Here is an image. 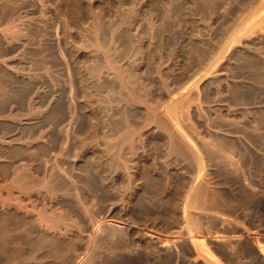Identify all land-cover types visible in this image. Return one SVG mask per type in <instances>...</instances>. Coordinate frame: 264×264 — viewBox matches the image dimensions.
Returning <instances> with one entry per match:
<instances>
[{"label":"rangeland","instance_id":"374dc122","mask_svg":"<svg viewBox=\"0 0 264 264\" xmlns=\"http://www.w3.org/2000/svg\"><path fill=\"white\" fill-rule=\"evenodd\" d=\"M4 3L8 18L6 20L2 18ZM169 6L170 8H168ZM3 25H9V28L3 27ZM95 26L99 35L94 34L96 33ZM130 27L132 28L130 29ZM4 28L6 29L4 30ZM151 31L154 35H151ZM17 35L20 37L19 40L16 39ZM97 35L100 40L95 42L98 40L95 38ZM11 36L15 37L14 40H11ZM196 38L198 39L196 40ZM114 40L117 44L114 45L115 47L112 45L115 44ZM130 40L132 42L129 43ZM0 41V167L5 161V164L11 166V180L13 173H16L17 169L15 168L23 169L25 165H31L22 170H28L23 173L30 177H24L26 196L24 194L25 197L22 196V201L29 204H24L29 210H25L23 204L20 208L17 204L15 205L18 202L14 200V194L15 197L18 195L16 190L13 191V195L11 194V201L8 200V202H12L13 198L15 203L12 202L13 204H7L4 207L0 203L2 217L4 215L7 217L4 219L8 222H6L7 227L15 228V230L12 229L11 240L5 245V249L1 250L0 264H15L16 262L22 264L20 255L26 254L32 248L27 243L18 246L16 242L17 240L26 241L37 232L47 238H52L55 241V246L48 250L47 244H44L47 253L43 255L41 251L35 250L34 259L36 261H32V264H115L117 260H119V264H264V0H0ZM109 41L114 42L110 44ZM99 43L103 46H101L102 50L98 49L100 46L97 44ZM183 45L186 47L184 48ZM108 48H111L109 53L113 50L110 56H114L115 51L122 50V52L120 51L122 54L117 51L118 54L115 52V57L112 56V59L115 58L114 62L120 63L122 59H126L121 63L122 66L125 64L123 67L114 63L115 70L118 68L128 70L126 71L129 75L128 79L130 78L133 84L145 85V88L144 85L137 88L135 85L127 84L128 91L133 87V90L139 94L142 88L146 89L140 94L143 102L140 101L141 99L136 100L143 106L135 101H126L129 100L128 96L126 97L128 99L123 98L125 101L122 99L125 94L124 90L121 85L117 86L119 81L113 80L114 75L110 77V74H113L115 70L113 66L111 67L112 71L105 64L106 58L104 59V57L109 54L106 52L109 50ZM157 48L160 49L157 50ZM25 49L29 53L27 50L24 51ZM37 49L41 51L39 53L40 55L42 53L43 57L42 55L38 57ZM216 51H218L217 54ZM160 52L162 53L160 54ZM212 53H215L216 62L215 67L209 68L214 63L210 60L215 58ZM119 54L121 58L118 56ZM159 55L164 59L163 62H160ZM117 57L120 59L116 60ZM127 57L130 58L132 64ZM157 63L160 64L157 65ZM209 64L211 65L208 66ZM105 65L109 69H102ZM45 67L48 69V73ZM158 69H162L163 72ZM109 70H111L110 74ZM157 72L163 74L161 73L159 76ZM193 72L199 76L202 74L201 78L197 75L199 81L195 78L196 75L193 76ZM9 74L10 76H8ZM2 76H5L6 81ZM162 76L167 79H163ZM190 78H192L191 82ZM182 82L183 84L187 83L189 88L194 85L191 87L194 89L197 84L198 92L191 88L186 91V85L180 87ZM71 83L75 86L73 85V87ZM98 83L109 87L105 86L104 88H107L104 89ZM162 83L164 86L170 83L169 86L172 84L173 87H166V89ZM162 88L167 90L168 93L163 89L166 95ZM128 91L126 90V93ZM143 92L146 93L144 95L149 103L153 104L151 107L153 110L161 103L165 106L160 105L164 111L167 108L165 104H170L168 103L170 101L174 105L177 103L176 107L180 105V102H183L181 104H184V107H180L182 112H180V108L175 110L183 114V116H181L182 114L179 116L184 117V121L178 124L181 119L178 114L175 116L179 119L173 120L176 117L172 110L169 115L166 111L162 112L157 108L155 111H160V114L154 116L156 112L150 111V116V105L146 99L147 102H145ZM176 92L184 94L182 96V93L176 94ZM178 95H181V98ZM39 97L41 99H38ZM72 97H75L74 100L71 99ZM17 101L20 103L17 104ZM58 101L62 103L60 104ZM163 101L165 102L163 103ZM172 102L170 106L173 104ZM87 105L89 109L86 108ZM147 105L149 106L145 109ZM156 105L158 106L156 107ZM16 108L18 110H15ZM143 108L148 110L149 114ZM69 109L74 111H69ZM90 109L93 112L89 111ZM47 110L54 112L47 114ZM98 112V116L96 115L97 117L95 116L96 118L94 117L95 120H93V114ZM104 113L108 114V117ZM15 114L17 116H14ZM124 114L128 115L125 116V118L128 117L126 120L129 119L127 122L124 119ZM163 114L164 116L168 114V121L171 119L176 121L175 123L172 121L171 125L170 122L169 125L167 124L171 128L170 132L173 131L174 134L172 132V134H166L161 127H156L157 124L153 118H157L158 115V117L162 116L163 119H166L167 117H163ZM121 115L123 116L121 117ZM53 116H56V119ZM148 116L153 117L151 118V121L154 122H152L153 126L149 125L151 121H147ZM105 118H108L109 121L106 119L104 123ZM142 121L148 124L145 123V125ZM168 121L165 120V123ZM192 122L196 123L197 129L194 127V132L191 131L193 130ZM7 123L9 127L11 126L10 129ZM142 123L146 128L149 125L150 130L143 131L146 128L144 125L142 126ZM174 124L182 125V129H180L185 128L184 132L178 128V125L172 127ZM138 127L142 128L141 131ZM176 127L180 130H178L179 134L181 132L182 135L185 133L187 135L179 137V134L174 132ZM94 128L95 130H93ZM107 128H110L112 133L110 131V133H104ZM126 128L128 129L126 130ZM173 128L175 129L173 130ZM136 129H138L137 133L132 134L135 136L132 138L129 131L135 133ZM196 131L199 132L197 135ZM119 132L121 133L120 137L118 135L115 138ZM124 132L135 141H129V136L126 134H124L126 138L121 137ZM170 135H178L179 141L176 139L177 142H180L179 138L182 141L187 136L186 138L192 139L190 140L193 143L188 141L193 146L186 145L189 142L184 139L186 141L181 142L183 154L178 148V153L181 154L177 155L174 150L177 147H172L170 144L172 142H168ZM57 138L58 140H56ZM23 140L30 142V145L26 141L23 143ZM118 140L121 146L120 143L117 145ZM82 141L86 143H82ZM127 141L131 143H127ZM65 142L66 144H64ZM42 144L48 146L49 149L51 147V150L50 153H47L48 156L38 157L41 158V161L36 158L34 159L36 162L33 160L34 162L30 163L18 152L25 147L43 146ZM106 144L115 150L112 149L110 152L111 149L109 150ZM130 144L135 145L131 147L134 149H129ZM178 144L180 145V143ZM82 145L86 148L85 150L82 148L83 155L80 154L79 158H75V154H69L66 151L69 148L81 151ZM116 145L119 147H117L119 155L116 153ZM168 147L172 148L168 150ZM125 148L128 150L125 151ZM113 152L115 156H113ZM58 153L60 157L57 155ZM109 153H111V157ZM52 154L57 156V159ZM98 154L100 155L98 156ZM106 155L108 156L106 157ZM69 157H74L75 160ZM113 157L117 162L119 161L115 168L108 166ZM21 160L23 161L21 162ZM29 169L33 171L31 172ZM73 169L75 170L73 171ZM51 170L54 171L51 172ZM61 170L66 172L62 173ZM29 172L31 173L29 174ZM109 172L115 174H109ZM66 173H68L67 176ZM90 173L101 180L99 188H93L90 185L88 179ZM56 177L67 179L69 189L58 187L55 190L52 188ZM45 178L50 183L45 181ZM0 179L1 184L3 180L1 177ZM32 181L35 188L42 185L41 182L47 183H43L42 188L40 186L37 191L34 190V186L30 185L33 184ZM28 187L32 190L26 189ZM83 188H89L88 192L83 193ZM188 188L189 190H187ZM66 190L70 191L69 194ZM78 192L81 196L77 195ZM79 197L82 200H78L81 199ZM53 198L59 202H54ZM16 199L18 200V197ZM50 199L52 201H49ZM32 203L33 205L37 204L32 206ZM36 205L37 211H34ZM31 208L33 211L30 210ZM60 209H63L62 212ZM7 211L11 215L15 213V216L25 217L28 223L20 224L19 222L18 224L19 218H15L13 215L12 218L8 217ZM29 212L33 214H30V217L28 216ZM63 215L65 218L62 217ZM51 219L52 222H50ZM37 253L38 255H36ZM14 254L15 257L17 256L15 261H9V258ZM40 256L43 259H40ZM94 261L96 262L94 263Z\"/></svg>","mask_w":264,"mask_h":264},{"label":"bare ground","instance_id":"6f19581e","mask_svg":"<svg viewBox=\"0 0 264 264\" xmlns=\"http://www.w3.org/2000/svg\"><path fill=\"white\" fill-rule=\"evenodd\" d=\"M170 1H171V0H170ZM5 2H6V1H5ZM142 2H143V1H142ZM176 2H177V1H176ZM21 3H23V2H21ZM137 3H138V2H137ZM178 3H179V2H178ZM173 4H174V3H173ZM137 5H138V4H137ZM167 5H168V3L166 4V6H167ZM169 5H170V3H169ZM2 6L4 7V11L2 12V14H3L2 18L6 20V19H8V18H7V10L5 9V8H6L5 3H4V5H2ZM13 6H15V5H13ZM139 6H140V5H139ZM161 6H162V5H161ZM162 7H164V6H162ZM168 8H170V6H169ZM178 8H179V7H178ZM197 8H198V7H197ZM176 9H177V8H176ZM171 10H172V9H171ZM166 11H168V10H166ZM166 11H165V12H166ZM169 11H170V10H169ZM184 11H185V10H184ZM8 12H9V11H8ZM165 12H164V14H165ZM136 14H138V13H136ZM162 14H163V13H162ZM168 14H169V13H168ZM168 14H167V15H168ZM184 14H185V13H184ZM8 15H9V14H8ZM131 15H133V14H131ZM135 16H136V15H135ZM137 16H138V15H137ZM165 16H166V15H165ZM174 16H175V15H174ZM19 17H20V16H19ZM12 18H14V17H12ZM14 19H15V18H14ZM23 19H24V18H23ZM184 19H185V18H184ZM152 20H153V19H152ZM154 20H156V19H154ZM165 20H166V19H165ZM198 20H199V19H198ZM191 21H192V20H191ZM11 22H13V21H11ZM174 22H175V21H174ZM198 22H199V21H198ZM5 23H6V22H5ZM9 23H10V22H9ZM14 23L17 24L16 22H14ZM14 23H13V25H14ZM154 23H155V21H154ZM157 23H158V22H157ZM194 23H195V22H194ZM1 24H2V23H1ZM64 24H65V23H64ZM178 24H179V23H178ZM192 24H193V22H192ZM192 24H191V25H192ZM195 24H196V23H195ZM94 25H96V24H94ZM185 25H186V24H185ZM193 25H194V24H193ZM4 26H5V25H3V27H4ZM6 26H7V25H6ZM6 26H5V27H6ZM11 26H12V25H11ZM96 26H97V25H96ZM96 26H95L96 31H95V29H94V31H95L96 33H94V34H98V35H99V31L97 30ZM129 26H130V25H129ZM131 26L133 27V25H131ZM149 26H150V24H149ZM152 26H153V25H152ZM157 26H158V25H156V27H157ZM173 26H174V25H173ZM179 26H180V25H179ZM179 26H177V27H179ZM196 26H197V25H196ZM198 26H199V25H198ZM3 27H2V28H3ZM19 27H21V26H19ZM19 27H18V28H19ZM22 27H23V26H22ZM98 27H99V25H98ZM132 27H130V29H131ZM158 27H159V26H158ZM7 28H9V25L7 26ZM142 28H143V27H142ZM169 28H170V27H169ZM184 28H185V27H184ZM191 28H192V27H191ZM5 29H6V28H4V30H5ZM11 29H12V27H11ZM11 29H7V30H8V31H9V30L12 31ZM100 29H101V28H100ZM150 29H151V28H150ZM174 29H175V28H174ZM196 29H197V28H196ZM198 29H199V27H198ZM7 30H6V31H7ZM68 30H69V29H68ZM133 30H135V29H133ZM133 30H132V31H133ZM147 30H148V29H147ZM153 30H155V29H153ZM18 31H19V30H18ZM65 31H66V30H65ZM195 31H196V30H195ZM197 31H198V30H197ZM3 32H4V31H3ZM16 32H17V31H16ZM19 32H20V31H19ZM32 32H34V31H32ZM100 32H101V31H100ZM134 32H135V31H134ZM184 32H185V31H184ZM187 32H188V31H187ZM198 32H201V31H198ZM5 33H7V32H5ZM157 33H158V32H157ZM190 33H191V32H190ZM193 33H194V32H193ZM193 33H192V34H193ZM11 34H12V32H11ZM66 34H67V33H66ZM125 34H126V33H125ZM152 34H153V32L151 31V35H152ZM197 34H198V33H197ZM197 34H196V35H197ZM200 34H201V33H200ZM9 35H10V34H9ZM9 35H8V37H9ZM36 35H37V34H36ZM98 35H97L95 38H97ZM127 35H129V34L127 33ZM142 35H143V34H142ZM153 35H154V34H153ZM163 35H164V34H163ZM14 36H15V35H14ZM17 36H18V35H17ZM24 36H25V33H24ZM172 36H173V35H172ZM188 36H190V35H188ZM191 36H192V35H191ZM193 36H194V34H193ZM197 36H198V35H197ZM11 37H12V36H11ZM35 37H36V36H35ZM40 37H41V36H40ZM112 37H113V36H112ZM128 37H129V36H128ZM151 37H152V36H151ZM168 37H169V36H168ZM184 37H185V36H184ZM13 38H15V37H12L11 40H14ZM19 38H20V37L18 36V38H16V39L19 40ZM125 38H126V37H125ZM130 38H131V37H130ZM162 38H163V37H162ZM97 39H98V38H97ZM111 39H112V38H111ZM111 39H110V40H111ZM126 39H127V38H126ZM163 39H164V38H163ZM192 39H193V38H192ZM194 39H195V38H194ZM197 39H198V38H196V40H197ZM32 40H33V39H32ZM99 40H100V39H98L97 41L95 40V42H98ZM115 40H116V39H115ZM115 40H114V41H115ZM128 40H129V39H128ZM8 41H9V40H8ZM15 41H16V40H15ZM65 41H66V40H65ZM111 41H112V40H111ZM111 41H109L110 44H112V43L114 42V41H113V42H111ZM126 41H127V40H126ZM153 41H154V40H153ZM0 42H1V41H0ZM13 42H14V41H13ZM69 42H70V41H69ZM118 42H119V41H118ZM130 42H132V40H130L129 43H130ZM211 42H212V41H211ZM39 43H40V42H39ZM124 43H125V42H124ZM163 43H164V41H163ZM186 43H187V42H186ZM7 44H8V43H7ZM11 44H12V43H11ZM214 44H215V42H214ZM216 44H217V43H216ZM9 45H10V44H9ZM13 45H14V44H13ZM98 45L100 46L99 48L97 47ZM112 45H113V46H114V45L116 46V45H117V44H116V41H115V44H112ZM160 45H161V44H160ZM160 45H159V46H160ZM163 45H164V44H163ZM166 45H167V43H166ZM166 45H165V46H166ZM6 46H8V45H6ZM37 46H38V45H37ZM95 46H96V45H95ZM97 46H96V47H97L98 49H100L101 46H102V44L99 43V44H97ZM115 46H114V47H115ZM187 46H188V45H187ZM102 47H103V46H102ZM183 47H184V45H183ZM185 47H186V46H185ZM185 47H184V48H185ZM23 48H24V47H23ZM111 48H112V47H111ZM111 48H108L109 50H107L106 52L110 51ZM28 49H29V48H28ZM46 49H47V48H46ZM46 49H45V50H46ZM102 49H103V48H101V50H102ZM112 49H113V48H112ZM117 49H118V47H117ZM153 49H154V48H153ZM158 49H160V48H157V50H158ZM178 49H179V48H178ZM2 50H3V48H2ZM22 50H23V49H22ZM26 50H27V49H25L24 51H26ZM35 50H36V49H35ZM105 50H106V49H105ZM157 50H156V51H157ZM172 50H173V49H172ZM175 50H176V49H175ZM209 50H210V49H209ZM211 50H212V49H211ZM5 51H6V50H5ZM27 51H28V50H27ZM32 51H33V49H32ZM37 51H38V49H37ZM42 51H43V50H42ZM112 51H113V50H111V52H112ZM117 51H118V50H117ZM117 51H115V52H117ZM120 51L122 52V50H120ZM120 51H118V52H120ZM154 51H155V49H154ZM162 51H163V50H162ZM17 52H18V51H17ZM39 52H41V51H38V53H39ZM45 52H46V51H45ZM102 52H103V51H102ZM111 52H110V53L108 52L109 54H106L105 52H103L104 54H106V57H104V59L106 58V59H105V60H106V61H105L106 63H105V62H104V63L107 64V65L110 67V69H111L112 71H113V69L111 68L112 66H113V68H114L116 65H118V64H120V66L118 65L119 67H123V66H125V64L122 66L121 63H123L124 60H126V59H124V60L122 59L123 61L121 60L122 62H121V61H120V63L117 62V63H118V64H117L116 61L114 62V59H115V58L112 59V56H113V55L110 56V54H112ZM115 52H114V56H113V57H115ZM118 52H117V54H118ZM121 52H120V53H121ZM189 52H190V50H189ZM13 53H14V52H13ZM21 53H24V52H21ZM28 53H29V51H28ZM34 53H35V52H34ZM34 53H33V55H34ZM36 53H37V52H36ZM38 53H37V54H38ZM156 53H157V52H156ZM156 53H155V54H156ZM161 53H162V52H160V54H161ZM187 53H188V52H187ZM215 53L217 54L218 51H216ZM215 53H214V54L212 53V54L215 56ZM25 54H26V52H25ZM43 54H44V53H43ZM121 54H122V53H121ZM155 54H154V55H155ZM158 54H159V51H158ZM10 55H11V54H10ZM35 55H36V54H35ZM41 55H42V53H41ZM41 55H40V53H39L38 57H39V56L41 57ZM45 55H47V53H45ZM194 55H195V53H194ZM2 56H3V55H2ZM7 56H8V55H7ZM15 56H16V55H15ZM51 56H53V55L51 54ZM104 56H105V55H104ZM118 56H120V54H119ZM155 56H156V55H155ZM42 57H43V55H42ZM45 57H46V56H45ZM125 57H126V56H125ZM129 57H130V55H129ZM158 57H161V55H159ZM163 57H164V56H163ZM197 57H198V56H197ZM210 57H211V56H210ZM217 57H218V56H217ZM1 58H2V57H1ZM50 58H51V57H50ZM120 58H121V56H120ZM120 58L117 57L116 60H119ZM123 58H124V56H123ZM153 58H154V56H153ZM164 58H165V57H164ZM10 59H11V57H10ZM22 59H23V58H22ZM24 59H25V58H24ZM42 59H43V58H42ZM104 59H103V61H104ZM127 59H128V61L130 62V58L127 57ZM159 59H160V58H159ZM211 59H212V58H211ZM215 59H216V56H215L214 60H213V59L210 60V61H212V63H213V61H214V63L212 64L213 66H212L211 64H209L208 66L211 65L209 68H211V67H215V66H214V65H215V62H216ZM43 60H44V59H43ZM162 60H164V59H162V57H161L160 62H163ZM197 60H198V59H197ZM17 61H18V60H17ZM132 61H133V59H132ZM158 61H159V60H158ZM190 61H191V60H190ZM208 61H209V60H208ZM6 62H7V61H6ZM35 62H36V61H35ZM164 62H166V61H164ZM114 63H115L116 65H115ZM127 63H128V62H127ZM166 63H167V62H166ZM9 64H10V63H9ZM9 64H8V65H9ZM41 64H42V63H41ZM48 64H49V63H48ZM113 64H114V65H113ZM130 64H132V62H130ZM150 64H151V63H150ZM154 64H155V63H154ZM159 64H160V63H159ZM159 64L157 63V65H159ZM162 64H163V63H162ZM162 64H161V66H162ZM188 64H189V63H188ZM190 64H191V63H190ZM193 64H194V63H193ZM126 65H127V64H126ZM128 65H129V64H128ZM11 66H12V65H11ZM29 66H31V65H29ZM41 66H42V65H41ZM46 66H47V65H46ZM118 66H117V68H118ZM187 66H188V65H187ZM6 67H7V66H6ZM33 67H34V66H33ZM157 67H158V68H162V67H159V66H157ZM157 67H156V69H157ZM196 67H197V66H196ZM45 68H46V67H45ZM104 68H105V69H106V68L109 69L106 65H105V67H104V66L102 67V69H104ZM115 68H116V67H115ZM115 68H114V70H115ZM126 68H127V67H126ZM126 68H125V69H126ZM209 68H208V69H209ZM1 69H4V68L1 67ZM193 69H194V68H193ZM208 69H207V70H208ZM4 70H5V69H4ZM6 70H7V69H6ZM42 70H43V69H42ZM100 70H101V69H100ZM111 70H109L108 73H109ZM118 70H119V71H118ZM122 70H123V71H122ZM122 70H121V68H120V69L118 68V69L115 70L116 72L114 71L115 73H114V72H113V74L111 73L112 75L109 73V74H110V77H112V76L114 75V76H113V80L116 79V80L119 81V82L117 81L118 83L116 82V83L118 84V85H117V84H116V85H117V86H120V85H121L122 89L124 90V93H125V94H124L123 97L120 96V93H119L120 98L122 97V99H123L124 97L126 98V97L128 96L129 100H126V101H130V100H131V102L135 101V102H137V104H138V103H139V102H138V101H139L138 99H141V95H140V94L142 93V91H144V90H146V89H143V88L141 87L143 90L141 89V91H140L141 93H140V94H139V93H136L135 90H133V87H132V90L129 89V91H128L129 86L127 87V84L129 85V83H130L131 85H135L136 83L133 84L132 81H131V79H130V78L128 79V76H129V75H127V72H126V71H128V70H126V71H125L124 69H122ZM158 70H159V69H158ZM160 70L162 71V69H160ZM160 70H159V71H160ZM209 70H210V69H209ZM37 71H38V70H37ZM44 71H45V69H44ZM46 71H47V73H48V69H47V68H46ZM68 71H70V70H68ZM106 71H107V70H106ZM154 71H155V70H154ZM159 71H158V72H159ZM33 72H34V71H33ZM158 72H157V73H158ZM162 72H163V71H162ZM162 72H160V74H161ZM10 73H12V72H10ZM13 73H14V72H13ZM164 73H165V72H164ZM182 73H183V72H182ZM191 73H192V72H191ZM195 73H196V71H195ZM197 73H199L198 70H197ZM7 74H8V73H7ZM99 74H100V73H99ZM105 74H107V73H105ZM109 74H108V76H109ZM128 74H129V73H128ZM158 74H159V73H158ZM160 74H159V76H160ZM162 74H163V73H162ZM169 74H171V73H169ZM193 74H194V72H193ZM14 75H15V74H14ZM38 75H39V74H38ZM171 75H172V74H171ZM188 75H189V73H188ZM191 75H192V74H191ZM195 75H196V76H195ZM197 75H198V74H194L193 76H195V78H197V80L199 81V80H200L199 78H201V75H202V74H201L200 76L198 75L199 78L197 77ZM8 76H10V74H9ZM70 76H71V75H70ZM159 76H158V77H159ZM165 76H166V75H165ZM172 76H173V75H172ZM3 77L5 78V76H2V78H3ZM33 77H34V76H33ZM100 77H101V76H100ZM130 77H131V76H130ZM169 77H170V76H169ZM190 77H191V76H190ZM0 78H1V75H0ZM8 78H10V77H8ZM15 78H16V77H15ZM72 78H73V77H72ZM104 78H105V77H104ZM162 78L165 79L166 77L164 78V76H162ZM174 78H175V77H174ZM187 78H188V77H187ZM187 78H186V79H187ZM195 78H193V79H195ZM17 79H18V78H17ZM82 79H83V77H82ZM87 79H88V78H87ZM87 79H85V80H86V81H89V80H87ZM105 79H106V78H105ZM108 79H109V78H108ZM132 79H133V78H132ZM158 79H159V78H158ZM166 79H167V78H166ZM169 79H170V78H169ZM171 79H172V78H171ZM186 79H185V80H186ZM191 79H192V78H190V82H191ZM3 80H4V79H3ZM11 80H12V78H11ZM13 80H15V79H13ZM85 80H84V81H85ZM98 80H99V79L97 78V82H98ZM110 80H111V78H110ZM113 80H112V81H113ZM172 80H173V79H172ZM188 80H189V79H188ZM195 80H196V79H195ZM195 80H194V81H195ZM5 81H6V78H5ZM84 81H82V82L84 83ZM101 81H102V79H101ZM105 81H106V80H105ZM133 81H134V80H133ZM170 81H171V80H170ZM198 81H196L197 84H198ZM12 82H13V81H12ZM45 82H46V81H45ZM73 82H74V81H73ZM82 82H81V84H82ZM103 82H104V80H103ZM106 82H107V81H106ZM106 82H105V84H106ZM110 82H111V81H110ZM163 82H164V81H163ZM185 82H186V81H185ZM190 82H189V84H191ZM192 82H193V80H192ZM2 83H5V82H2ZM13 83H14V82H13ZM35 83H36V82H35ZM69 83H70V82H69ZM114 83H115V82H114ZM119 83H120V84H119ZM171 83H172V82H171ZM177 83H178V82H177ZM194 83H195V82H194ZM71 84H72V83H71ZM85 84H88V83L85 82ZM163 84H164V83H162V85H163ZM169 84H170V83H169ZM169 84L166 85V86H164V85H163V86H164L165 88H166V87L168 88V87H171L173 83H172L170 86H169ZM178 84H179V83H178ZM186 84H187V83L183 84V82H182V84L180 85V87H182L183 85H186ZM192 84H193V83H192ZM195 84H196V83H195ZM197 84L195 85V89H196V90H195L194 88H191V87H193L194 85H192L190 88H191V89H194L196 92H198V90H197V88H198ZM1 85H2V84H1ZM5 85H6V84H5ZM7 85H8V84H7ZM14 85H15V84H14ZM20 85H21V84H20ZM25 85H26V84H25ZM73 85H74V84H72V86H73ZM82 85H83V84H82ZM82 85H81V86H82ZM88 85H89V84H88ZM98 85H99V83H98ZM100 85H101V83H100ZM100 85H99V86H100ZM131 85H130V86H131ZM142 85H144V84H142ZM142 85H141V84H139V86H138V85H135V87L137 86V88H138V87H140V86H142ZM173 85H174V87H176L175 84H173ZM187 85H188V84H187ZM187 85H186L187 88L184 86V87L186 88V91H187V89L189 88V87H188L189 85H188V86H187ZM9 86H10V85H9ZM9 86H7V87H9ZM12 86H13V85H12ZM12 86H11V87H12ZM28 86H29V85H28ZM45 86H46V84H45ZM74 86H75V85H74ZM74 86H73V87H74ZM102 86H103V85H101V87H102ZM105 86H107V85H104L102 88H104ZM163 86H161V87H163ZM2 87H3V86H2ZM7 87H6V88H7ZM11 87H10V88H11ZM13 87H14V86H13ZM22 87H23V86H22ZM22 87H21V88H22ZM31 87H32V85H31ZM33 87H34V86H33ZM82 87H83V86H82ZM85 87H86V86H85ZM107 87H109V86H107ZM107 87H106V88H107ZM135 87H134V88H135ZM172 87H173V86H172ZM172 87H171V88H172ZM177 87H179V86H177ZM180 87H179V88H180ZM0 88H1V87H0ZM106 88H104V89H106ZM144 88H145V85H144ZM167 88H166V89H167ZM190 88H189V89H190ZM11 89H12V88H11ZM104 89H103V91H104ZM117 89H118V88H117ZM163 89H164V88H162V91H163ZM174 89L176 90V88H174ZM180 89H181V88H180ZM180 89H179V90H180ZM12 90H14V89H12ZM73 90H75V89H73ZM73 90H72V92H74ZM126 90L128 91L127 93H126ZM164 90H165V89H164ZM177 90H178V89H177ZM179 90H178V91H179ZM7 91H8V88H7ZM81 91H82V90H81ZM81 91H80V92H81ZM89 91H90V90H89ZM91 91H92V90H91ZM107 91H108V90H107ZM109 91H110V90H109ZM182 91H183V90H182ZM0 92H1V91H0ZM20 92H21V91H20ZM120 92H121V91H120ZM145 92H146V91H145ZM163 92H164V91H163ZM165 92L168 93L167 90H165ZM165 92H164V93H165ZM183 92H184V91H183ZM183 92H179V93L176 92V94H181V93H182L181 95L183 96V94L185 93V92H184V93H183ZM6 93H7V92H6ZM12 93H13V92H12ZM87 93H89V92H87ZM90 93H91V92H90ZM106 93H107V92H106ZM110 93H112V92H110ZM110 93H108V94H110ZM117 93H118V91H117ZM166 93H165V95H166ZM9 94H10V93H9ZM74 94H75V93H74ZM80 94H81V93H80ZM92 94H93V93H92ZM144 94H146V93L143 92V94H142L143 97H144V100H145V99H146V98H145L146 96H145ZM27 95H28V94H27ZM81 95H82V94H81ZM181 95H178V96L180 97ZM72 96H73V95H72ZM160 96H161V95H160ZM197 96H198V95H197ZM197 96H196V97H197ZM85 97H87V96H85ZM90 97H91V95H90ZM90 97H87V98H90ZM163 97H164V96H163ZM168 97H169V96H168ZM74 98H75V97H72L71 99L74 100ZM83 98H84V97H83ZM125 98H124V99H125ZM128 98H126V99H128ZM177 98H178V97H177ZM180 98H181V97H180ZM11 99H12V97H11ZM38 99H41V98L39 97ZM62 99H63V98H62ZM90 99H92V98H90ZM124 99H123V100H124ZM167 99H169V98H167ZM196 99H197V98H196ZM57 100H59V99H57ZM72 100H71V101H72ZM136 100H138V101H136ZM142 100H143V99H141L140 101L143 102ZM146 100H147V99H146ZM146 100H145V102L148 101V100H147V101H146ZM161 100H162V99H161ZM163 100H166V98H165V99L163 98ZM197 100H198V99H197ZM13 101H14V100H13ZM13 101H12V102H13ZM15 101H16V99H15ZM60 101H61V100H60ZM124 101H125V100H124ZM58 102H59V101H58ZM63 102H64V101H63ZM75 102H76V101H75ZM83 102H84V100H83ZM85 102H87V101H85ZM90 102H91V101H90ZM145 102H144V103H145ZM161 102H162V101H161ZM164 102H165V101H163V103H164ZM171 102H172V101H170V102H168V103L171 104ZM195 102H196V101H195ZM16 103L18 104V103H20V102L17 101ZM32 103H33V102H32ZM38 103H39V102H38ZM59 103H60V102H59ZM61 103H62V102H61ZM61 103H60V104H61ZM73 103H74V102H73ZM91 103H92V102H91ZM129 103H130V102H129ZM147 103H149V101H148ZM147 103H146V104H147ZM172 103H173V102H172ZM181 103H183V102H180V103H179V104L182 105V106L179 105L178 107H176V104H177V103H175V105H174V103H173V104H172L173 107H171L172 105L170 106V104H165V105H167V108H165L166 110H164V111L162 110V109H164V108H161V106L163 105L162 103H161V104H158L160 108L157 107L158 105H156V107H157L158 109H161L162 112H165V111H166L169 115H170L171 110H172L173 114L175 113V114H174V117L177 116L176 114H178V117H180L179 114H182V113H180V112H182V110H181L182 108H180V107H184V106H183L184 104H181ZM11 104H12V103H11ZM24 104H25V103H24ZM48 104H49V103H48ZM64 104H65V103H64ZM74 104H75V103H74ZM131 104H132V103H131ZM131 104H130V105H131ZM139 104H140V103H139ZM142 104H143V103H142ZM197 104H198V102H197ZM15 105H16V104H15ZM50 105H51V104H50ZM92 105H93V104H92ZM135 105H136V103H135ZM135 105H134V106H135ZM140 105H141V104H140ZM149 105H150V106H149ZM149 105H147L145 109H147L148 106H149V112H150V111H152V112L154 111L153 113L156 112L155 115H154L153 113H152V115L156 116V114H158V115L160 114V111H159V112H158V111H155L157 108H156L155 110H153V108H151V107L153 106V104L151 105V102L149 103ZM160 105H161V106H160ZM168 105H169V107H168ZM11 106H12V105H11ZM29 106H30V105H29ZM66 106H67V105H66ZM75 106H76V104H75ZM89 106H90V104H89ZM141 106H143V105H141ZM12 107H15V106H12ZM70 107H71V104H70ZM76 107H77V106H76ZM93 107H94V105H93ZM137 107H139V106H137ZM144 107H145V106H144ZM154 107H155V105H154ZM162 107H165V106L163 105ZM174 107H176V108H174ZM10 108H11V107H10ZM40 108H41V107H40ZM63 108H64V107H63ZM66 108H67V107H66ZM73 108H74V107H73ZM86 108L89 109L88 105L86 106ZM90 108H91V107H90ZM177 108H180L179 110H181V111H180V112H179V111H176V110H178ZM30 109H31V108H30ZM70 109H71V108H70ZM70 109H69V111H74V110H70ZM143 109H144V108H143ZM145 109H144V111H145V112H148V110L146 111ZM168 109H170V111H167ZM175 109H176V110H175ZM15 110H18V109L16 108ZM60 110H61V109H60ZM94 110H95V109H94ZM11 111H12V110H11ZM29 111H30V110H29ZM61 111H62V110H61ZM67 111H68V110H67ZM89 111H92V110L90 109ZM103 111H104V110H103ZM103 111H102V112H103ZM14 112H15V111H14ZM14 112H13V113H14ZM19 112H21V111H19ZM19 112H18V113H19ZM22 112H23V111H22ZM46 112H47V114H49L48 112H51V111H48V110H47ZM46 112H45V114H46ZM52 112H54V111H52ZM52 112H51V113H52ZM58 112H59V111H58ZM62 112H64V111H62ZM75 112H77V111H75ZM75 112H74V114L76 115ZM92 112H93V111H92ZM102 112H101V113H102ZM149 112H148V114H149ZM157 112H158V113H157ZM169 112H170V113H169ZM178 112H179V113H178ZM13 113H12V114H13ZM15 113H16V112H15ZM64 113H65V112H64ZM70 113H71V112H70ZM72 113H73V112H72ZM78 113H79V110H78ZM101 113H100V115H101ZM118 113H119V112H118ZM16 114H17V113H16ZM16 114H15L14 116H17ZM20 114H21V113H20ZM24 114H25V112H24ZM52 114H53V113H52ZM56 114H57V113H56ZM60 114H61V113H60ZM98 114H99V112H98L97 114H95V115L93 114V116H92L93 120H95L94 117H95L96 115L98 116ZM105 114H106V113H104V115H105ZM161 114H162V113H161ZM168 114H167V116H168ZM10 115H11V114H10ZM10 115H9V117L11 118ZM50 115H51V114H50ZM64 115H65V114H64ZM71 115H72V114H71ZM81 115H82V114H81ZM102 115H103V114H102ZM107 115H108V114H107ZM107 115H105V116H107ZM158 115H157V118H155V117L153 118V117H149V116H148L147 121L150 122V121H151V118H153V120L155 119V122H156V124H157L156 127H157V126H158V127H161V129L164 130L166 134H167V133L172 134L173 131H171V132H172V133H171V132H170V129H171V128H169V126H168V125H169V122H170V125H171L173 120H176V121H177L179 118L176 117L175 119H173V120L171 119V120L168 121V117H169V116L167 117L166 115L164 116V114H163V117H167L166 119H163L162 116H159V117H158ZM175 115H176V116H175ZM194 115H195V114H194ZM198 115H199V114H198ZM198 115L196 116V117H197V120H198ZM21 116H22V115H21ZM46 116H47V115H46ZM57 116H58V114H57ZM61 116H63V115H61ZM72 116H73V115H72ZM72 116H71V117H72ZM82 116H84V115H82ZM97 116H96V117H97ZM122 116H123V115H121V117H122ZM125 116H128V115H125V114H124V119H125V121L127 122V120H129V119L126 120V118H128V117L125 118ZM150 116H151V112H150ZM181 116H183V114H182ZM18 117H19V115H18ZM53 117H54V116H53ZM58 117H59V116H58ZM65 117H66V116H65ZM75 117H76V116H75ZM84 117H86V116H84ZM89 117H90V116H89ZM96 117H95V118H96ZM107 117H108V116H107ZM170 117L172 118V114H171ZM174 117H173V118H174ZM14 118H15V117H14ZM21 118H22V117H21ZM50 118H52V117H50ZM87 118H88V117H87ZM149 118H150V119H149ZM180 118H181V117H180ZM183 118H184V117H183ZM183 118H181V119H183ZM11 119H12V118H11ZM11 119H10V120H11ZM18 119H19V118H18ZM54 119H56V116L54 117ZM70 119H71V118H70ZM106 119L109 121L108 118H105L104 123L106 122ZM148 119H149V120H148ZM181 119H179L178 124H180V122L184 121V119H183V120H181ZM192 119H193V118H192ZM45 120H46V119H45ZM62 120H63V119H62ZM93 120H92V122H94ZM153 120L151 121V124L149 123V125H152ZM165 120H167L168 123H165ZM180 120H181V121H180ZM19 121H20V120H19ZM19 121H18V123H19ZM21 121H22V119H21ZM21 121H20V122H21ZM63 121H64V120H63ZM108 121H107V122H108ZM123 121H124V120H123ZM176 121H173V122L175 123ZM193 121H194V120H193ZM13 122H14V120H13ZM48 122H49V121H48ZM51 122H52V121H51ZM70 122H71V121H70ZM79 122H80V121H79ZM98 122H99V121H98ZM126 122L124 123L125 125L127 124ZM142 122H143V121H142ZM21 123H22V122H21ZM55 123H56V122H55ZM95 123H96V122H95ZM128 123H130V122L128 121ZM143 123L145 124V123H147V122H143ZM143 123H142V126L144 125ZM153 123H154V122H153ZM19 124H20V123H19ZM23 124H24V123H23ZM23 124H22V125H23ZM52 124H53V123H52ZM71 124H74V123H71ZM106 124H107V123H106ZM124 124H123V125H124ZM147 124H148V123H147ZM167 124H168V125H167ZM178 124H176V125L174 124L172 127H175V126H177ZM181 124H182V123H181ZM192 124H193V130H191V131L194 132V131H195L194 127L196 126V125H195L196 123L194 124V123L192 122ZM10 125H11V124H10ZM25 125H26V124H25ZM28 125H29V124H28ZM38 125H39V124H38ZM59 125H60V124H59ZM83 125H84V123H83ZM92 125H93V123L91 124V126H92ZM98 125H99V124H98ZM100 125H101V124H100ZM102 125H103V124H102ZM109 125H110V122H109ZM111 125H112V124H111ZM128 125H129V124H128ZM145 125H146V124H145ZM145 125H144V126H145ZM149 125H148V128H146V126H145L144 128H146V129H144L143 131H145V130L147 131V129H148V131H149V130H150V129H149V127H150ZM182 125H183V124H182ZM182 125H180V126L178 125V126H179L178 128H179V129H180V128L182 129ZM184 125H185V124H184ZM7 126L9 127L8 123H7ZM14 126H15V125H14ZM14 126H13V127H14ZM17 126H18V125H17ZM40 126H42V125H40ZM48 126H50V125H48ZM55 126H56V125H55ZM142 126H141V127H142ZM152 126H153V125H152ZM10 127H11V126H10ZM10 127H9V129H10ZM28 127H29V126H28ZM67 127H68V126H67ZM73 127H74V125H73ZM75 127H76V126H75ZM92 127H93V126H92ZM92 127H91V129H92ZM125 127H126V126H125ZM141 127H140V128L138 127V129H140V131H141V129H142ZM156 127H155V129H156ZM158 127H157V128H158ZM170 127H171V126H170ZM188 127H189V126H188ZM16 128H17V127H16ZM29 128H30V127H29ZM34 128H38V129H39V127H35V126H34ZM105 128H106V127H105ZM110 128L112 129L113 127H110ZM110 128L105 129V130H104L105 132H104V131H103V132H104V133H106V132L110 133V132H111V131H110ZM150 128H151V127H150ZM189 128L192 129V127H189ZM195 128H196V127H195ZM113 129H114V128H113ZM115 129H116V128H115ZM127 129H128V128H126V130H127ZM138 129L135 130V131H136L135 133H134V131H133V133H131L130 131H132V130L130 129L129 134H131V136H132V134L135 135V134L137 133V130H138ZM174 129H175V128H173V130H174ZM179 129H177V127H176V129H175V131H174L175 134H176V133L179 134V131L181 130V129H180V130H179ZM184 129H185V128H184ZM184 129H183V130H184ZM196 129H197V128H196ZM28 130H29V129H28ZM31 130H32V129H31ZM93 130H95V128H94ZM119 130H120V129H119ZM123 130H124V128H123ZM178 130H179V131H178ZM183 130H181V131L184 132ZM16 131H17V130H16ZM29 131H30V130H29ZM29 131H28V132H29ZM50 131H51V130H50ZM88 131H89V130H88ZM88 131H87V132H88ZM90 131H91V130H90ZM109 131H110V132H109ZM117 131H118V130H117ZM157 131H158V130H157ZM176 131H177V132H176ZM197 131H198V130H197ZM197 131H196V135L199 133V132L197 133ZM10 132H11V131H10ZM18 132H19V131H18ZM65 132H66V131H65ZM97 132H98V130H97ZM121 132H122V131H121ZM126 132L128 133V131H126ZM126 132L122 133L121 137H124V136H125L124 134L127 135ZM193 132H192V133H193ZM26 133H27V132H26ZM29 133H30V132H29ZM68 133H69V132H68ZM88 133H89V132H88ZM111 133H112V132H111ZM145 133H146V132H145ZM151 133H152V132H151ZM154 133H155V132H154ZM157 133H158V132H157ZM160 133H161V132H160ZM165 133H164V134H165ZM14 134H15V133H14ZM20 134H21V133H20ZM85 134H86V133H85ZM99 134H101V133H99ZM106 134H107V133H106ZM106 134H105V135H106ZM120 134H121V133L119 132V134H117L115 138H117L118 135H119V137H120ZM129 134H128L127 136H129ZM141 134H142V133H141ZM161 134H162V133H161ZM173 134H174V133H173ZM180 134H181V132H180ZM180 134H179V137H180V136H185L186 133H185L184 135H182L183 133H182L181 135H180ZM69 135H70V134H69ZM69 135H66V136L69 137ZM93 135H94V134H93ZM97 135H98V134H97ZM97 135H96V136H97ZM110 135H111V134H110ZM186 135H187V134H186ZM18 136H19V135H18ZM24 136H25V135H24ZM41 136H42V135H41ZM80 136H81V135H80ZM80 136H79V137H80ZM82 136H83V135H82ZM82 136H81V137H82ZM99 136H100V135H99ZM111 136H112V135H111ZM113 136H114V134H113ZM131 136H129V139H130L129 141H133V140H134V139H132V138L135 137V136H132V138H130ZM136 136L139 137V135H136ZM142 136H143V135H142ZM142 136H141V137H142ZM170 136H171V135H170ZM170 136L168 137V138H170V140H168V142H169V141L172 142V143L169 142L170 144H172V145H171L172 147H173V146H174V148L177 147V148L174 149V150L177 152V155H178V154H179V155L181 154V153H178V148H179V149L181 150V152H182V149H181V148H182V147H181V142H182V141H183V143H184V142L187 140V142H189V143L186 142V143H187L186 145H190V144H191L190 146H193V144H192L193 141H191L192 139L189 138V137L186 138L187 136L184 137V138L182 137V138H183L182 141H181V138H179V139H180V142H177V140H178V135H176V136H173V135H172L173 138H172V136H171V137H170ZM30 137H31V136H30ZM39 137H40V136H39ZM43 137H44V136H43ZM74 137H75V134H74ZM76 137L78 138V136H76ZM84 137H85V136H84ZM107 137H109V136L107 135ZM162 137H163V136H162ZM166 137H167V136H166ZM175 137H176V138H175ZM34 138H35V137H34ZM91 138H92V137H91ZM103 138H105V137H103ZM124 138H126V137H124ZM142 138H143V137H142ZM22 139H24V138H22ZM25 139H27V138H25ZM40 139H41V137H40ZM69 139H70V138H69ZM78 139H79V138H78ZM80 139H82V138H80ZM92 139H94V138H92ZM96 139H97V138H96ZM113 139H114V138H113ZM120 139H121V138H120ZM136 139H137V138H136ZM138 139H140V138H138ZM166 139H167V138H166ZM176 139H177V140H176ZM184 139H186V140L184 141ZM190 139H191V140H190ZM27 140H28V139H27ZM27 140H23V143H24L25 141L27 142ZM41 140H43V139H41ZM56 140H58V138H57ZM72 140H73V139H72ZM75 140H76V139H75ZM89 140H90V138H89ZM94 140H95V139H94ZM94 140H93V143L95 142ZM98 140H99V139H98ZM123 140H125V139H123ZM126 140H128V139H126ZM188 140H190L192 143H191L190 141H188ZM30 141H32V140H30ZM35 141H36V140H35ZM37 141H38V140H37ZM39 141H40V140H39ZM39 141H38V142H39ZM78 141H81V140H78ZM83 141H84V139H83ZM83 141H82V143H86V142H83ZM90 141H92V140H90ZM111 141H112V140H111ZM118 141H119V140H118ZM118 141H117V145H118V143H120V141H119V142H118ZM129 141H127V143H131V142H129ZM134 141H135V140H134ZM178 141H179V140H178ZM33 142H34V141H33ZM47 142H48V141H47ZM47 142H46V143H47ZM49 142L52 143L51 141H49ZM49 142H48V143H49ZM67 142H68V141H67ZM105 142H106V141H105ZM108 142H109V144L112 145V143H111L110 141H108ZM121 142H123L122 139H121ZM20 143H21V142H20ZM28 143H29V145H30V142H27V144H28ZM31 143H32V142H31ZM43 143H44V141H43ZM53 143H54V142H53ZM77 143H78V142H77ZM90 143H91V142H90ZM115 143H116V141H115ZM115 143H114V144H115ZM137 143H138V141H137ZM137 143H136V145H137ZM178 143H180V145H179ZM18 144H19V143H18ZM21 144H22V143H21ZM64 144H66V142H65ZM64 144H63V145H64ZM67 144H68V143H67ZM95 144H96V143H95ZM107 144H108V143H107ZM107 144H106V146H108ZM133 144H135V143H133ZM42 145H43V144H42ZM85 145H86V144H85ZM89 145H90V144H89ZM117 145H116V153L119 151V149H118L119 147H118ZM130 145H131V144H130ZM165 145H166V144H165ZM177 145H178V146H177ZM27 146H28V145H27ZM35 146H36V145H35ZM112 146L115 147V145H112ZM120 146H121V143H120ZM134 146H135V145H134ZM134 146L131 145L130 147H129V146H128V147H129V149H130L131 147H134ZM182 146H183V144H182ZM56 147H57V146H56ZM64 147H65V146H64ZM87 147H88V146H87ZM108 147H109V150L111 149L110 152H112V149H113V151L115 150V148H113V147H112V148H110V146H108ZM108 147H107V148H108ZM117 147H118V148H117ZM122 147H123V144H122ZM172 147H170V148H172ZM6 148H7V147H6ZM78 148H79V147H78ZM82 148H84L83 145H82V147H81V151H80V150H77L76 148H75L76 150H74L73 148H69V149L66 150V151H67L69 154H72V153L75 154V156H74L75 158H79L80 154L83 155L81 152H83V150H85L86 147H85L83 150H82ZM107 148H106V149H107ZM123 148H124V147H123ZM126 148H127V147H126ZM126 148H125V151L128 150V149H126ZM170 148L168 147V150H170ZM92 149H93V148H92ZM117 149H118V151H117ZM120 149H121V147H120ZM131 149H134V148H131ZM4 150H5V149H4ZM4 150H3V151H4ZM11 150H12V149H11ZM14 150H15V149H14ZM50 150H51V147H50V149H49L48 146L46 147V146L43 145V146H36V147H34V146H33V147L29 146V147H27V148L25 147V148H23L22 150H18V152H19L20 154H22V156H23L24 159L30 161V163H31V161H33L34 159H36V158H38V157H42V155H44V156L47 155V156H48L49 154H47V153H50V152H49ZM101 150H103V149H101ZM121 150H122V149H121ZM166 150H167V148H166ZM172 150H173V149H172ZM172 150H171V151H172ZM6 151H7V149H6ZM52 151H53V150H52ZM59 151H60V150H59ZM122 151H123V150H122ZM122 151H121V152H122ZM130 151H131V150H130ZM175 151H173V152L176 153ZM13 152H14V151H13ZM100 152H101V151H100ZM100 152H99V153H100ZM103 152H104V151H103ZM105 152H107V151H105ZM131 152H132V151H131ZM169 152H170V151H169ZM119 153H120V152H119ZM124 153H127V152H124ZM124 153H122V154H124ZM8 154H9V153H8ZM13 154H14V153H13ZM182 154H183V152H182ZM6 155H7V154H6ZM50 155H51V154H50ZM52 155H53V154H52ZM57 155L60 157V154H59V153H58ZM99 155H100V154H98V156H99ZM101 155H102V154H101ZM109 155H110V157H111V153H109ZM117 155H119V154L117 153ZM15 156H16V155H15ZM15 156H13V157H15ZM53 156H55V155H53ZM84 156H85V155H84ZM84 156H83V157H84ZM94 156H95V154H94ZM107 156H108V155H106V157H107ZM113 156H115L114 152H113ZM16 157H17V156H16ZM74 157H73V158H70V157H69V158H70V159H74ZM81 157H82V156H81ZM96 157H97V156H96ZM104 157H105V156H104ZM11 158H12V157H11ZM65 158H66V157H65ZM84 158H85V157H84ZM6 159L8 160L7 157H6ZM9 159H10V158H9ZM14 159H16V158H14ZM38 159H39V158H38ZM55 159H57V156H55ZM55 159H53V160H55ZM67 159H68V158H67ZM93 159H94V158H93ZM102 159H103V158H102ZM116 159H117V158H116ZM19 160H20V159H19ZM39 160L41 161V158H40ZM47 160H48V159H47ZM62 160H64V159H62ZM62 160H61V161H62ZM74 160H75V159H74ZM76 160H77V159H76ZM83 160H84V159H83ZM85 160H86V159H85ZM3 161H4V160H3ZM3 161H1V162H3ZM10 161H11V160H10ZM22 161H23V160H21V162H22ZM34 161H35V160H34ZM34 161H33V162H34ZM37 161H38V160H37ZM56 161H57V160H56ZM64 161H65V160H64ZM71 161H72V160H71ZM91 161H92V160H91ZM100 161H102V160H100ZM5 162H6V161H5ZM5 162H4V164L2 163L3 166L0 167V177H1L2 180H3V182H1V184H0V203H2V204H3V207H4L5 205L10 204V203L14 202V200H15V202L18 201L17 203L14 202L15 205L17 204V205H18V208H20V207H22L24 204H26L24 201H22V196H23V194L25 195V193H24V192H25V188H24V177H26V176L29 177L28 175H25V174L23 173L25 170H24V171H22V170H23V169H26V167H27V168L30 167L31 165H28V166H27V165H25V166L23 165V166H24V168H23V166H22L23 169H21V168H15V169H17V170H15L16 173H13V172H12L13 175H12V177H11L12 179L10 180V175H11V171H10V169H11V166L5 164ZM19 162H20V161H19ZM35 162H36V161H35ZM53 162H54V161H53ZM69 162H70V161H69ZM176 162H177V161H176ZM13 163H14V162H13ZM13 163H11V164H13ZM16 163H17V162H16ZM16 163H15V164H16ZM55 163H56V162H55ZM58 163H59V162H58ZM117 163H119V161L117 162V161L114 159V157H113V159L111 158V160L109 161L108 166L111 167V168H115V167H117ZM23 164H24V162H23ZM26 164H27V162H26ZM42 164H43V163H42ZM56 164H57V163H56ZM74 164H75V163H74ZM92 164H93V163H92ZM94 164H95V163H94ZM19 165H20V164H19ZM54 165H55V164H54ZM59 165H60V164H59ZM64 165H65V164H64ZM95 165H96V164H95ZM46 166H47V165H46ZM56 166H57V165H56ZM15 167H18V166L15 165ZM59 167H60V166H59ZM64 167H65V166H64ZM70 167H72V166H70ZM32 168H33V167H32ZM57 168H58V167H57ZM57 168H56V169H57ZM45 169H46V168H45ZM52 169H53V168H52ZM59 169H61V168H59ZM12 170H13V169H12ZM29 170H30V169H29ZM54 170H55V167H54ZM54 170H51V172L54 171ZM64 170H65V169H64ZM74 170H75V169H73V171H74ZM117 170H118V168H117ZM15 171H14V172H15ZM27 171H28V170H27ZM27 171H25V172H27ZM30 171H31V170H30ZM32 171H33V170H32ZM32 171H31V172H32ZM61 171H62V170H61ZM76 171H77V170H76ZM31 172H29V174H30ZM43 172H44V171H43ZM63 172H66V171H62V173H63ZM79 172H80V171H79ZM102 172H103V171H102ZM115 172H116V170H115ZM49 173H50V172H49ZM49 173H48V174H49ZM111 173L113 174L114 172H111ZM111 173L109 172V174H111ZM117 173H118V172H117ZM43 174H44V173H43ZM50 174H51V173H50ZM85 174H86V173H85ZM114 174H115V173H114ZM32 175H33V173H32ZM65 175L67 176L68 173H66ZM69 175H70V174H69ZM35 176L37 177V175H35ZM38 176H39V175H38ZM70 176H71V175H70ZM8 177H9V181H8ZM27 177H26V178H27ZM110 177H111V176H110ZM29 178H30V177H29ZM75 178H76V177H75ZM115 178H116V177H115ZM31 179H33V178H31ZM36 179H37V178H36ZM40 179H41V178H40ZM49 179H50V178H49ZM72 179H73V178H72ZM88 179H89V181H90V183H91L90 185H91L93 188H99V187H100L101 180H98V179H97L92 173H90ZM112 179H113V178H112ZM0 180H1V179H0ZM29 180H30V179H29ZM54 180H55V181H54L55 183H54V185H52V188L55 189V188H58V187H59V188H65V189L67 188V189H69V184L67 183V182H68L67 179H65V178H61V179H60V178H57V177H56ZM68 180H69V179H68ZM70 180H71V177H70ZM4 181H6V182H4ZM41 181H42V180H41ZM45 181H48V182H49V180H46V178H45ZM75 181H76V180H75ZM84 181H85V180H84ZM105 181H106V180H105ZM25 182H26V181H25ZM34 182H35V180H34ZM34 182L32 181L33 184H30V185H31L32 187L34 186V190L36 189L37 191H39L38 188H39L40 186H41L40 188H42L43 183H47V182H43V183L41 182L42 185L37 186V188H35L36 186L34 185ZM38 182H39V181H38ZM71 182H72V181H71ZM106 182H107V181H106ZM113 182H114V181H113ZM2 183H3V184H2ZM49 183H50V182H49ZM51 183H52V182H51ZM27 184H29V183H27ZM106 184H107V183H106ZM25 185H26V184H25ZM30 185H28V186H29L30 188H32ZM36 185H37V184H36ZM38 185H39V184H38ZM44 185H45V184H44ZM48 186H49V185H48ZM190 186H191V185H190ZM192 186H193V185H192ZM26 187H27V186H26ZM29 187L26 188V189H28L29 191L32 190V189H29ZM109 187H110V186H109ZM116 187H117V186H116ZM40 188H39V189H40ZM52 188H51V189H52ZM75 188H76V187H75ZM110 188H111V187H110ZM110 188H109V189H110ZM114 188H115V187H114ZM44 189H46V188H44ZM77 189H78V187H77ZM77 189H76V190H77ZM88 189H89V188H83V191H82V192H83V193L88 192ZM14 190H16V192H17V194H18V195L16 196V197H18V200L16 199L15 194H14V198H15V199L13 200V198H12V202H8V200L11 201V200H10V198L12 197L11 194L13 193ZM28 190H27V192H28ZM34 190H33V191H34ZM41 190H42V189H41ZM41 190H40V191H41ZM55 190H56V189H55ZM113 190H114V189H113ZM115 190H117V189H115ZM187 190H189V188H188ZM42 191H43V190H42ZM48 191H49V190H48ZM66 191H67V190H66ZM98 191H99V190H98ZM190 191H191V190H190ZM190 191H189V192H190ZM27 192H26V194H27ZM44 192H45V190H44ZM46 192H47V190H46ZM54 192H56V191H54ZM60 192H61V191H60ZM64 192H65V191H64ZM69 192H70V191H69ZM69 192L67 191L68 194H69ZM71 192H72V190H71ZM189 192H188V193H189ZM4 193H5V195H4ZM35 193H36V192H35ZM47 193H48V192H47ZM62 193H63V191H62ZM76 193H77V192H76ZM96 193H97V192H96ZM98 193H99V192H98ZM29 194H30V193H28V195H29ZM37 194H38V193H37ZM45 194H46V193H45ZM50 194H51V192H50ZM93 194H94V193H93ZM12 195H13V194H12ZM47 195H48V194H47ZM52 195H53V191H52ZM71 195H72V194H71ZM71 195H70V196H71ZM77 195H78V196L80 195L79 192H78ZM25 196H26V195H25ZM25 196H23V197H25ZM29 196H30V195H29ZM39 196H40V194H39ZM45 196H46V195H45ZM64 196H65V195H64ZM67 196H68V195H67ZM70 196H69V199H70ZM80 196H81V195H80ZM46 197H47V196H46ZM50 197H51V195H50ZM71 197H73V196H71ZM76 197H77V196H76ZM51 198H52V197H51ZM56 198H57V197H56ZM77 198H78V197H77ZM79 198H81V197H79ZM30 199H31V198H30ZM40 199H42V198H40ZM44 199H45V198H44ZM53 199H54V198H53ZM96 199H97V198H96ZM37 200H38V199H37ZM45 200H46V199H45ZM78 200H82V198H81V199H78ZM21 201H22V202H21ZM26 201H27V200H26ZM30 201H31V200H30ZM33 201H34V200H33ZM49 201H52V200L50 199ZM115 201H116V200H115ZM23 202H24V203H23ZM54 202H57V203H58L59 201H56V200L54 199ZM92 202H93V201H92ZM185 202H186V201H185ZM37 203H38V201H37ZM37 203H35V204H37ZM43 203L45 204V202H43ZM95 203H96V202H95ZM109 203H110V202H109ZM2 204H1V205H2ZM12 204H13V203H12ZM22 204H23V205H22ZM35 204H34V205H35ZM46 204H47V203H46ZM49 204H50V202H49ZM69 204H70V203H69ZM96 204H97V203H96ZM15 205H14V206H15ZM26 205H29V204L27 203ZM30 205H31V204H30ZM34 205H33V203H32V206H34ZM184 205H185V204H184ZM186 205H187V204H186ZM11 206H12V205H11ZM45 206H46V205H45ZM59 206H60V205H59ZM61 206H62V205H61ZM63 206H64V204H63ZM97 206H98V205H97ZM111 206H112V205H111ZM113 206H114V205H113ZM1 207H2V206H1ZM8 207H10V206H8ZM16 207H17V206H16ZM16 207H15V208H16ZM26 207H27V206H26ZM26 207H25V205H24L25 210L28 211L29 209H26ZM41 207H42V206H41ZM48 207H51V206H48ZM6 208H7V207H6ZM15 208H14V209H15ZM24 208H23V209H24ZM36 208H37V205H36L34 211H37ZM44 208H45V207H44ZM172 208H173V207H172ZM3 209H5V208H3ZM66 209H67V208H66ZM97 209H98V208H97ZM182 209H183V208H182ZM184 209H185V208H184ZM184 209H183V210H184ZM9 210H10V209H9ZM25 210H22V211H25ZM30 210H32V208H31ZM46 210H47V209H46ZM60 210H61V209H60ZM62 210H63V209H62ZM62 210H61V212H62ZM79 210H80V209H79ZM84 210H85V209H84ZM1 211H2V210H1ZM1 211H0V253H1V250H3V248L5 247V245H7V243L11 240V232H12V229L15 230V228L7 227V226H8V225H7L8 222L4 220V219H7V217H5V215L2 217V213H1ZM12 211H13V209H12ZM16 211H17V210H16ZM18 211H19V210H18ZM32 211H33V210H32ZM44 211H45V210H44ZM52 211H53V209H52ZM86 211H87V210H86ZM13 212H14V211H13ZM20 212H21V211H20ZM30 212H31V211H30ZM30 212H29V215H28L29 217H30V214L32 213V212H31V213H30ZM41 212H42V211H41ZM7 213H8V211H7ZM16 213H17V212H16ZM22 213H23V212H22ZM25 213H26V215H27V212H25ZM37 213H38V212H37ZM37 213H36V214H37ZM53 213H54V212H53ZM87 213H88V212H87ZM8 214H9L8 217H11V218H12V217L14 216L15 218H19V220L17 221L18 224H19V222H20V224H21L22 222H24V223L27 222V223H28V220L26 221V218H25V217H24V218H23V217L20 218V217H18V216H15V213H14V215L12 214L13 216L11 215V213H8ZM51 214H52V213H51ZM51 214H50V216H51ZM70 214H71V213H70ZM31 215H33V214H31ZM40 215H42V214H40ZM53 215H54V214H53ZM53 215H52V216H53ZM59 215H60V214H59ZM23 216H24V215H23ZM48 216H49V215H48ZM38 217H40V216H38ZM38 217H36V218L38 219ZM62 217H64V215H63ZM89 217H90V216H89ZM15 218H13V219L15 220ZM31 218H32V217H31ZM40 218L42 219V217H40ZM48 218H49V217H48ZM51 218H52V217H51ZM54 218H55V216H54ZM60 218H61V217H60ZM64 218H65V217H64ZM94 218H95V217H94ZM96 218H97V217H96ZM101 218H102V217H101ZM34 219H35V218H34ZM52 219H53V218H52ZM52 219H51L50 222H52ZM90 219H91V217H90ZM43 220H44V219H43ZM31 221H32V220H31ZM62 221H63V220H62ZM64 221H65V220H64ZM69 221H70V220H69ZM6 222H7V223H6ZM33 222H35V221L33 220ZM33 222H32V223H33ZM67 222H68V220H67ZM92 223H93V222H92ZM94 223H95V222H94ZM99 223H100V222H99ZM99 223H98V224H99ZM9 224H10V223H9ZM16 224H17V223H16ZM48 224H49V221H48ZM83 224H84V223H83ZM11 225H12V224H11ZM14 225H15V224H14ZM14 225H13V226H14ZM31 225H32V224H31ZM15 227H17V226H15ZM93 227H94V226H93ZM19 228H20V227H19ZM80 228H81V227H80ZM98 228H99V227H98ZM109 228H110V227H109ZM17 229H18V228H17ZM78 229H79V228H78ZM102 229H103V228H102ZM33 230H34V229H33ZM33 230H32V231H33ZM69 230H70V229H69ZM80 230H81V229H80ZM93 230H94V229H93ZM95 230H96V229H95ZM98 230H99V229H98ZM100 230H101V229H100ZM34 231H35V230H34ZM67 231H68V230H67ZM101 231H102V230H101ZM101 231H100V232H101ZM113 231H114V230H113ZM40 232H41V231H40ZM94 232H95V231H94ZM100 232H98V233H100ZM106 232H107V231H106ZM103 233H104V232H103ZM12 234H13V233H12ZM90 234H91V233H90ZM90 234H89V235H90ZM101 234H102V233H101ZM92 235H94V234H92ZM92 235H91V236H92ZM114 235H115V234H114ZM12 236H13V235H12ZM47 236H48V235H47ZM94 236H95V235H94ZM96 236H97V234H96ZM102 236H103V235H102ZM13 237H14V236H13ZM30 237H31V235H30ZM28 238H29V237H28ZM89 238H90V237H89ZM91 238H92V237H91ZM104 238L106 239V237H104ZM15 239H16V238H15ZM93 239H94V238H93ZM110 239H111V238H110ZM89 240H90V239H89ZM95 240H97L96 237H95ZM95 240H93V241H95ZM20 241H23V240H17V242L15 241V242H16V245L20 246V245H22V243H24V244L27 243V244H29V245L31 246V248H32L30 251L28 250L29 252H27L26 254H24V255L21 254V255H20V257H21L20 259L22 260V262H21L22 264H32V263H31L32 261H36V260L34 259V257H35V256H34V255H35V250H36L37 252H38V250L41 251L42 255H43L44 253L46 254V253H47V250L45 249V247H44L45 245H44V244H47L46 247L49 248L48 250H50V247L55 246V241H54L52 238H47V237H45L43 234L38 233V232L35 233L34 235L32 234V237H31L30 239H28V240H26V241H23V242H20ZM107 241H108V240H107ZM200 241H201V240H200ZM99 242H100V241H99ZM104 242H105V241H104ZM163 242H164V241H163ZM165 242H166V241H165ZM196 242H197V241H196ZM201 242H202V241H201ZM91 243H92V241H91ZM91 243H90V244H91ZM87 244H88V243H87ZM97 244H98V243H97ZM97 244H96V245H97ZM99 244H100V243H99ZM99 244H98V245H99ZM104 244H105V243H104ZM166 244H167V243H166ZM10 245H11V244H10ZM80 245H81V244H80ZM94 245H95V244H94ZM195 245H196V244H195ZM88 246H89V245H88ZM13 247H14V246H13ZM90 247H91V246H90ZM195 247H196V246H195ZM92 248H93V246H92ZM92 248H91V250H92ZM98 248H99V247H98ZM112 248H113V247H112ZM200 248H201V247H200ZM4 249H5V248H4ZM11 249H12V248H11ZM20 249H21V248H20ZM202 249H203V248H202ZM55 250H56V249H55ZM59 250H60V249H59ZM88 250H89V248H88ZM198 250H199V249H198ZM52 251H53V250H52ZM66 251H67V250H66ZM92 251H94V250H92ZM199 251H200V250H199ZM3 252H5V251H3ZM11 252H12V251H11ZM68 252H69V251H68ZM59 253H61V252H59ZM63 253H64V252H63ZM66 253H67V252H66ZM6 254H7V251H6ZM6 254H5V255H6ZM49 254H50V253H49ZM55 254H56V253H55ZM88 254H89V253H88ZM92 254H93V253H92ZM36 255H38V253H37ZM59 255H60V254H59ZM62 255H63V254H62ZM6 256H7V255H6ZM22 256H23V257H22ZM1 257H2V256H1ZM16 257H17V256H16ZM16 257H15V254L12 255V256L9 258V261L12 262V260H14ZM36 257H37V256H36ZM43 257H44V256H43ZM46 257H47V256H46ZM46 257H44V258H46ZM55 257H56V256H55ZM40 259H43V258L40 256ZM89 259H90V258H89ZM89 259H88V260H89ZM92 259H93V257H92ZM18 260H19V259H18ZM49 260H50V259H49ZM7 261H8V260H7ZM14 261H15V260H14ZM14 261H13V262H14ZM16 261H17V260H16ZM42 261H43V260H42ZM42 261H40V262H42ZM45 261H46V260H45ZM95 262H96V261H94V263H95ZM6 263H7V262H6ZM9 263H10V262H9ZM85 263H86V262H85ZM92 263H93V261H92ZM10 264H11V263H10ZM15 264H17V262H16ZM115 264H119V260H117V261L115 262Z\"/></svg>","mask_w":264,"mask_h":264}]
</instances>
